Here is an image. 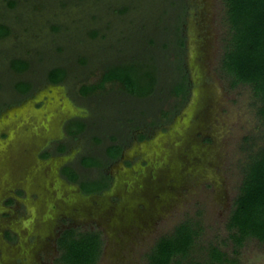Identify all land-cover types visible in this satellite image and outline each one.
Masks as SVG:
<instances>
[{
  "label": "rangeland",
  "instance_id": "obj_1",
  "mask_svg": "<svg viewBox=\"0 0 264 264\" xmlns=\"http://www.w3.org/2000/svg\"><path fill=\"white\" fill-rule=\"evenodd\" d=\"M0 22L10 27L0 37V264H59L55 237L68 225L102 230L96 264H148L156 238L186 218L201 225L195 260L208 258L210 243L231 253L226 221L264 121L252 86L231 85L221 65L225 1L0 0ZM15 57L28 67L12 68ZM129 60L155 67L150 93L118 80L81 93L106 66ZM56 66L66 75L51 84ZM184 74L185 96L173 91ZM18 81L31 88L20 92ZM72 117L86 125L67 134ZM113 142L123 153L109 158ZM45 150L52 155L40 157ZM82 155L102 163L83 165ZM65 163L80 178L113 176V185L76 195ZM237 264H264V242L246 239Z\"/></svg>",
  "mask_w": 264,
  "mask_h": 264
},
{
  "label": "trees",
  "instance_id": "obj_2",
  "mask_svg": "<svg viewBox=\"0 0 264 264\" xmlns=\"http://www.w3.org/2000/svg\"><path fill=\"white\" fill-rule=\"evenodd\" d=\"M229 22V37L224 45L221 65L230 75L231 85L248 83L260 104L258 113L264 121V0H224ZM10 33V27L0 22V37ZM28 60L15 57L11 66L21 71L28 67ZM155 67L147 61L134 60L113 63L105 67L98 82L84 83L80 86L85 94L104 82L118 80L127 91L137 95L150 93L156 83ZM66 75V68L53 67L48 72L52 82L61 81ZM187 76L184 74L175 83L173 91L185 96ZM16 88L27 91L30 82L18 81ZM85 125L83 120H74L69 124L70 133L79 132ZM141 136L143 134H140ZM60 145L59 149H63ZM121 144L115 142L106 147L111 157L121 151ZM48 152H45L46 154ZM84 165H99V157L84 155ZM63 172L71 180L78 178L77 171L69 166ZM107 176L82 182L85 190L99 189L107 185ZM12 200L11 198L8 201ZM227 236L231 240V253L218 243L208 246V258L203 262L193 258L192 250L200 234L201 225L197 220L186 218L178 222L171 232L159 235L146 252L148 264H237L238 254L244 241L255 237L264 242V142L251 155L245 166L239 193L226 221ZM8 234V233H7ZM104 246L102 230L97 227L70 226L60 230L56 237L58 250L54 261L59 264H96Z\"/></svg>",
  "mask_w": 264,
  "mask_h": 264
},
{
  "label": "flooded vegetation",
  "instance_id": "obj_3",
  "mask_svg": "<svg viewBox=\"0 0 264 264\" xmlns=\"http://www.w3.org/2000/svg\"><path fill=\"white\" fill-rule=\"evenodd\" d=\"M65 77V76H64ZM63 80V79H62ZM49 82L51 83V84H58V82H52V81H50L49 80ZM60 82V81H59ZM30 88H31V83H30ZM29 88V89H30ZM28 89V90H29ZM19 90V89H18ZM27 90V91H28ZM20 91V90H19ZM20 92H25V91H20ZM35 94H37L36 92L34 93V95ZM38 97V96H37ZM34 99V98H33ZM1 108V107H0ZM78 119H80V120H83L84 122H85V125H86V121L84 120V119H82V118H80V117H72V118H68L66 121H65V123H64V128H65V130H66V133L67 134H76V133H70V131L68 130V127H69V124L72 122V121H74V120H78ZM85 125H84V127H85ZM83 127V128H84ZM83 128L81 129V130H83ZM80 130V131H81ZM79 131V132H80ZM78 133V132H77ZM113 143H115V142H113ZM112 144V143H111ZM60 145H64V148L63 149H59V146ZM109 145V144H108ZM107 145V146H108ZM65 144L64 143H62V142H60V143H58V145H57V149L58 150H60V151H63L64 149H65ZM106 146V147H107ZM122 146V145H121ZM106 147H105V153H106V156L107 157H109V158H113V157H111L110 155H108L107 154V152H106ZM45 152H48V153H46V154H44ZM122 153H123V146H122V148H121V151H120V153H119V155L118 156H121L122 155ZM52 155V151L51 150H45V151H42L41 153H40V157H43V158H46V157H48V156H51ZM84 155H82L81 156V158H80V161H81V159H82V157H83ZM94 156V155H93ZM97 157V156H96ZM117 157V156H116ZM115 158V157H114ZM71 166V167H73L76 171H77V173H78V178L76 179V180H71V179H69L68 177H67V175L63 172V167L64 166ZM84 165V164H83ZM88 166V165H87ZM60 173H61V175L64 177V180H66L70 185H72L73 186V189L75 190V192H77V194L76 195H80V196H88V195H93V194H96V193H98V192H101V191H103V190H106V189H108L109 187H111L112 185H113V176L111 177V179H110V177H109V175L108 174H103V175H101L100 177H97V178H89V179H86V178H80V173H79V171H78V169L76 168V166L75 165H72V164H70V163H65V164H62L61 165V167H60ZM103 176H107V181H108V183H107V185H105V186H103V187H101V188H99V189H93V190H85L84 188H83V186H82V182L83 181H86V180H95V179H100V178H102ZM62 177V178H63ZM61 206H62V208H64V209H66V206H67V204L66 203H64V202H62L61 203ZM70 226H73V225H68V226H63V227H61L59 230H58V233H57V235L59 234V232H60V230L61 229H63V228H65V227H70ZM57 235H56V237H57ZM56 237H55V245H56Z\"/></svg>",
  "mask_w": 264,
  "mask_h": 264
},
{
  "label": "bare ground",
  "instance_id": "obj_4",
  "mask_svg": "<svg viewBox=\"0 0 264 264\" xmlns=\"http://www.w3.org/2000/svg\"><path fill=\"white\" fill-rule=\"evenodd\" d=\"M31 125V124H30ZM45 199V198H44ZM29 226V225H28Z\"/></svg>",
  "mask_w": 264,
  "mask_h": 264
}]
</instances>
